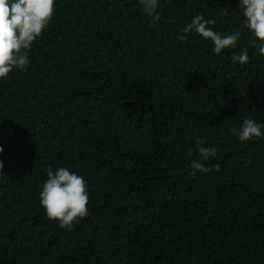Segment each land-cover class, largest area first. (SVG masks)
<instances>
[{
    "label": "trees",
    "instance_id": "obj_1",
    "mask_svg": "<svg viewBox=\"0 0 264 264\" xmlns=\"http://www.w3.org/2000/svg\"><path fill=\"white\" fill-rule=\"evenodd\" d=\"M54 8L27 68L0 80V264H264V138L231 132L264 123V56L239 0H161L158 26L139 0ZM199 14L238 30L237 47L185 33ZM196 138L216 156L193 176ZM49 167L87 182L71 231L40 206Z\"/></svg>",
    "mask_w": 264,
    "mask_h": 264
},
{
    "label": "clouds",
    "instance_id": "obj_2",
    "mask_svg": "<svg viewBox=\"0 0 264 264\" xmlns=\"http://www.w3.org/2000/svg\"><path fill=\"white\" fill-rule=\"evenodd\" d=\"M141 10L153 26L161 20V0H139ZM56 0H0V80H5L14 70H25L30 63L28 52L33 44L47 30L55 13ZM244 26L254 37L253 44L258 54L264 56V0H239ZM213 19H206L203 14L196 15L184 28L185 33L193 31L204 40L213 44L212 51L219 55L226 49H235L241 38L237 30L222 35L213 30ZM234 63L241 65L249 62L247 49L232 57ZM233 135L240 142L253 138H264V123L252 118L243 120L239 128H232ZM206 141L196 138V154L189 150L191 175L206 174L212 169L208 166L210 159L216 156L214 147H206ZM4 151L0 147V154ZM250 161L245 162V166ZM4 163L0 161V174ZM219 170V166H216ZM47 178L39 193L40 206L47 217L59 224L61 229L72 230L73 225L88 215L89 190L82 175L70 168L58 167L47 169Z\"/></svg>",
    "mask_w": 264,
    "mask_h": 264
}]
</instances>
